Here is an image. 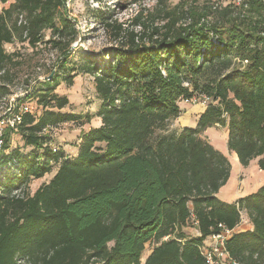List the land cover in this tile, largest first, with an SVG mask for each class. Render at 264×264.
Wrapping results in <instances>:
<instances>
[{"label":"trees","instance_id":"trees-1","mask_svg":"<svg viewBox=\"0 0 264 264\" xmlns=\"http://www.w3.org/2000/svg\"><path fill=\"white\" fill-rule=\"evenodd\" d=\"M67 1L14 0L0 11V99L12 95L14 54L6 44L36 46L49 30L61 53L53 75L15 100L36 97L42 107L23 113L15 130L31 151H10L12 130L0 148V264H209L199 246L219 224L232 230L233 258L264 264V185L234 203L221 200L231 162L203 135L227 128L239 162L259 158L264 171V2L228 5L211 22L192 18L178 27L186 17L172 19L148 33L131 30L149 27L141 14L125 26L94 10L117 47L107 64L90 54L67 68L79 37ZM78 72L94 77L102 125L82 132L77 155L69 156L44 129L81 118L62 111L70 101L56 93L61 78L72 84ZM196 94L212 99L196 127L174 128L177 100ZM54 167L31 194L29 181ZM243 215L252 230L240 228ZM191 224L199 236H187Z\"/></svg>","mask_w":264,"mask_h":264},{"label":"rangeland","instance_id":"rangeland-1","mask_svg":"<svg viewBox=\"0 0 264 264\" xmlns=\"http://www.w3.org/2000/svg\"><path fill=\"white\" fill-rule=\"evenodd\" d=\"M13 1L0 3V11L9 7ZM261 1L264 2V0ZM249 3L250 0H162L161 2L158 0H143L138 3H134L133 0H68L66 2L68 14L76 20L79 37L72 43V48L75 51L69 57L68 61L70 63L66 67H73L74 64L76 66L82 65L85 56L90 54L96 57L99 64H107L109 58L106 57V54L117 47L114 32L112 30L108 31L98 20L99 18L92 15L94 10L105 11L110 19L126 23L125 26L130 24L135 16L141 14L142 21L149 27L144 29V27L137 26L132 27L131 30L135 33L145 30L148 33L151 31L152 26L161 27L176 18H187H183L177 24L178 27L189 23L192 18L198 19L201 17V21L211 22L217 18L218 10L228 5L246 10L250 7ZM166 15H170V17L162 20ZM50 39L51 32L46 30L43 33L42 41L36 46H32L27 42H15L5 45L6 52L14 54V64L11 66L12 81L9 82L12 95L0 99V116L5 114L12 97L25 95L26 91H29L32 86H36L37 81L50 78L53 74L52 71L61 57V53L59 49L53 47ZM67 74L65 72L64 75ZM56 93L69 98L70 104L62 111L75 113L81 118L78 121L62 123L55 129L44 133L51 137L53 143L60 148L70 149L76 142L81 130L87 126L82 127L85 116L87 114L94 115L99 108L100 100L95 90L94 77L78 72L72 84H68L61 78ZM27 102L33 106L38 114L42 112V107L38 104V98L35 97ZM185 106L187 105L182 104L180 106L182 114V108ZM91 123H93V120ZM172 124L174 128H180L177 126L179 124V122L177 124V120ZM10 137V151L16 148L21 149L23 153L31 151V148L24 147V143L16 131ZM4 143L5 141L3 145ZM55 170L56 167L41 179H31L28 184L30 193L33 194L43 183L48 182L53 177ZM195 230L196 227H193L192 224L190 227L185 228L188 237H197L198 233ZM150 251L151 248L145 250L142 262L145 261Z\"/></svg>","mask_w":264,"mask_h":264},{"label":"crops","instance_id":"crops-1","mask_svg":"<svg viewBox=\"0 0 264 264\" xmlns=\"http://www.w3.org/2000/svg\"><path fill=\"white\" fill-rule=\"evenodd\" d=\"M207 106L202 104L187 105L183 107V114L177 119V126L183 127H196L200 115L206 110ZM98 111V110H97ZM93 120V123L91 121ZM86 123V124H85ZM87 125L79 133L76 142L70 149L62 148L69 156H76L78 153L79 137L82 132H86L91 128L100 127L102 119L95 115L89 122H84L83 126ZM209 142L218 150L223 152L231 162V175L228 182L219 190L217 196L228 203H234L239 199L256 192L264 185V171L258 165L259 158L253 159L249 166L244 167L240 162L235 152L230 151L228 148V129L216 125L208 128L203 134ZM241 229L252 230L253 225L249 222L246 215H243V222L240 225ZM193 230V229H192ZM200 235L198 229H196Z\"/></svg>","mask_w":264,"mask_h":264},{"label":"built area","instance_id":"built-area-1","mask_svg":"<svg viewBox=\"0 0 264 264\" xmlns=\"http://www.w3.org/2000/svg\"><path fill=\"white\" fill-rule=\"evenodd\" d=\"M19 96V95H17ZM16 96V97H17ZM16 97H12L10 106L5 114L0 116V148L3 147L4 135L6 130L15 131L22 121V115L25 112L36 113L33 106L29 102H25L19 106L15 104ZM211 101V97L201 94L193 95L192 97L180 98L177 104L195 105L202 104L207 106ZM56 127L48 126L44 132L51 131ZM220 231L208 236L199 246L200 253L207 259L209 264H242L240 261L233 258L228 251L227 241L232 234V230L228 229L223 224H219Z\"/></svg>","mask_w":264,"mask_h":264},{"label":"water","instance_id":"water-1","mask_svg":"<svg viewBox=\"0 0 264 264\" xmlns=\"http://www.w3.org/2000/svg\"><path fill=\"white\" fill-rule=\"evenodd\" d=\"M53 74H51V76H52Z\"/></svg>","mask_w":264,"mask_h":264}]
</instances>
